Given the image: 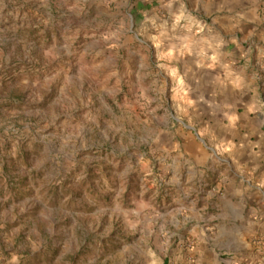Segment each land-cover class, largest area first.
I'll list each match as a JSON object with an SVG mask.
<instances>
[{
    "label": "rangeland",
    "instance_id": "1",
    "mask_svg": "<svg viewBox=\"0 0 264 264\" xmlns=\"http://www.w3.org/2000/svg\"><path fill=\"white\" fill-rule=\"evenodd\" d=\"M161 1L0 0V264H188L152 187L182 89L136 40Z\"/></svg>",
    "mask_w": 264,
    "mask_h": 264
},
{
    "label": "crops",
    "instance_id": "2",
    "mask_svg": "<svg viewBox=\"0 0 264 264\" xmlns=\"http://www.w3.org/2000/svg\"><path fill=\"white\" fill-rule=\"evenodd\" d=\"M203 1L195 0L189 12L179 0H162L166 15H148L136 39L152 49L171 84L181 86L170 99L185 103L172 109L169 132L160 130L156 138L171 155L154 171L152 187L162 198L155 219L174 230L180 254L181 246L197 243L179 260L251 264L252 237L264 236L263 4ZM201 7L210 14L198 12ZM218 247L230 252L222 263L209 255Z\"/></svg>",
    "mask_w": 264,
    "mask_h": 264
},
{
    "label": "built area",
    "instance_id": "3",
    "mask_svg": "<svg viewBox=\"0 0 264 264\" xmlns=\"http://www.w3.org/2000/svg\"><path fill=\"white\" fill-rule=\"evenodd\" d=\"M253 244L257 247L258 252L264 256V238L256 237L253 240Z\"/></svg>",
    "mask_w": 264,
    "mask_h": 264
},
{
    "label": "trees",
    "instance_id": "4",
    "mask_svg": "<svg viewBox=\"0 0 264 264\" xmlns=\"http://www.w3.org/2000/svg\"><path fill=\"white\" fill-rule=\"evenodd\" d=\"M165 264H168V262H165Z\"/></svg>",
    "mask_w": 264,
    "mask_h": 264
}]
</instances>
